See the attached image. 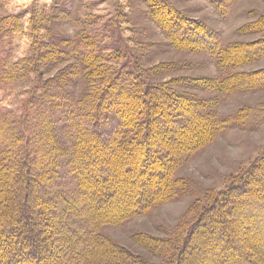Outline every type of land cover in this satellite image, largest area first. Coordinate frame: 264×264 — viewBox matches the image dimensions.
I'll return each mask as SVG.
<instances>
[{"label":"rangeland","instance_id":"1","mask_svg":"<svg viewBox=\"0 0 264 264\" xmlns=\"http://www.w3.org/2000/svg\"><path fill=\"white\" fill-rule=\"evenodd\" d=\"M183 26L206 37L184 38ZM81 52L97 55L108 77L133 65L150 83L199 101L195 136L208 129L209 117L223 125L174 170L177 186L168 200L100 227L142 263L166 264L219 193L264 162V0H0V118L24 120L33 95L53 102L42 113L53 118L55 88L77 101L101 90ZM53 137L68 148L65 133ZM262 236L243 235L247 250L259 252ZM98 252L109 264L105 246ZM255 258L263 262L264 252Z\"/></svg>","mask_w":264,"mask_h":264},{"label":"trees","instance_id":"2","mask_svg":"<svg viewBox=\"0 0 264 264\" xmlns=\"http://www.w3.org/2000/svg\"><path fill=\"white\" fill-rule=\"evenodd\" d=\"M178 30L184 38L206 37L188 26ZM81 54L101 90L77 101L55 88L53 118L42 116L53 102H37V95L25 101L21 122L0 118V264H101V246L109 264H145L113 246L100 227L168 200L174 170L222 130L209 117L208 129L195 136L199 101L150 83L133 65L108 77L97 55ZM55 131L65 133L68 148ZM59 228L65 231L55 236ZM248 232L250 239L263 235L264 244V162L219 193L166 264H264L255 258L264 247L247 250Z\"/></svg>","mask_w":264,"mask_h":264}]
</instances>
